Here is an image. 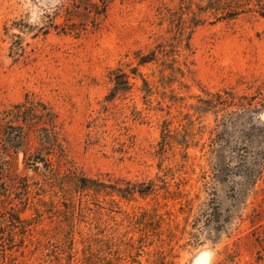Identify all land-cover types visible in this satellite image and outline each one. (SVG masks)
I'll return each instance as SVG.
<instances>
[{
    "label": "rangeland",
    "instance_id": "rangeland-1",
    "mask_svg": "<svg viewBox=\"0 0 264 264\" xmlns=\"http://www.w3.org/2000/svg\"><path fill=\"white\" fill-rule=\"evenodd\" d=\"M101 1L0 0V264H264V0Z\"/></svg>",
    "mask_w": 264,
    "mask_h": 264
},
{
    "label": "trees",
    "instance_id": "trees-1",
    "mask_svg": "<svg viewBox=\"0 0 264 264\" xmlns=\"http://www.w3.org/2000/svg\"><path fill=\"white\" fill-rule=\"evenodd\" d=\"M101 3H102V7H103L104 11L99 12L98 7H96L98 10L95 13L96 15H99L100 13L106 12L105 1L102 0ZM76 5L77 4L74 3V4H72L71 9L66 8L64 11V20L66 22V25H64V26H65V28L67 27V29L71 30V32H72V30H77L75 25L69 23L78 14L77 12H78L79 7ZM55 16L60 17V14L56 13ZM71 28H76V29H71ZM67 29H65V30H67ZM135 56H136L135 59L138 61V65H140V66L141 65H147V64L155 61V59H156V54L154 52H151L149 55H146V56H144L140 52H138V53H136ZM109 75L111 78V82L113 83V88H112L109 96L106 97L107 101H113L114 98L116 97V95L125 94V93L130 91L132 84H130L129 76L125 72H123L120 68L112 70L109 73ZM144 83L147 85L146 82H144ZM53 127H54V129L56 128V126H53Z\"/></svg>",
    "mask_w": 264,
    "mask_h": 264
}]
</instances>
